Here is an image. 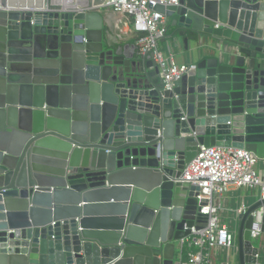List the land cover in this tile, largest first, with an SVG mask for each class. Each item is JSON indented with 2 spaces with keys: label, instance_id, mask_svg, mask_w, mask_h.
Returning a JSON list of instances; mask_svg holds the SVG:
<instances>
[{
  "label": "water",
  "instance_id": "water-1",
  "mask_svg": "<svg viewBox=\"0 0 264 264\" xmlns=\"http://www.w3.org/2000/svg\"><path fill=\"white\" fill-rule=\"evenodd\" d=\"M103 2L0 0V264H179L209 221L186 166L202 147L264 159V0L154 6L161 42L213 43L170 90L153 53L105 42ZM262 208L238 215L237 264H263Z\"/></svg>",
  "mask_w": 264,
  "mask_h": 264
},
{
  "label": "built area",
  "instance_id": "built-area-1",
  "mask_svg": "<svg viewBox=\"0 0 264 264\" xmlns=\"http://www.w3.org/2000/svg\"><path fill=\"white\" fill-rule=\"evenodd\" d=\"M56 6L78 7L79 0H51ZM93 3V2H92ZM86 10H93V4ZM179 0H104L98 7L101 12L112 10L116 18L118 38L123 41L131 34H138L136 45L141 55L153 53L166 89L196 70L194 64H180L173 50L164 51L160 47L167 34L168 21L161 13L155 12L156 5H177ZM260 158L246 149L233 147H202L198 156L186 166L182 179L200 188L198 199L207 201L203 212L209 214L206 227L192 228V233L179 242L182 255L181 264H213L215 251L219 248H236V228L232 223H224L219 212L223 209L225 195L231 188L259 190L264 199V178L258 170ZM242 210H239V214ZM264 208L254 214L251 230L252 239L262 235Z\"/></svg>",
  "mask_w": 264,
  "mask_h": 264
},
{
  "label": "crops",
  "instance_id": "crops-1",
  "mask_svg": "<svg viewBox=\"0 0 264 264\" xmlns=\"http://www.w3.org/2000/svg\"><path fill=\"white\" fill-rule=\"evenodd\" d=\"M70 5L66 7V9H73ZM105 19V42L106 43H114L117 46H125V45H136L138 34H131L123 41H120L118 38V31L116 29V18L115 14L112 10H106L102 12ZM189 49L186 48V45L183 42V38H179L175 40V43L167 41L166 43L161 42L160 47L162 50H173L176 55V59L180 64L192 65L196 64L198 60L203 57L210 56L212 45L210 41L208 43L205 42L203 38H201V43H197L189 37ZM261 162L258 164V170L261 176L264 178V159H260ZM261 198V193L259 190L251 191L246 188H234L232 187L230 192L225 195V199L223 202V209L219 212V216L224 223H232L233 226L237 225V219L239 214V210H242V213L257 203ZM256 246H259L261 249V257L263 259L264 264V234L257 240H255ZM237 246L234 249H223L219 248L215 251L213 257V264H237ZM176 261L180 264L182 261V255L179 251L176 257Z\"/></svg>",
  "mask_w": 264,
  "mask_h": 264
}]
</instances>
